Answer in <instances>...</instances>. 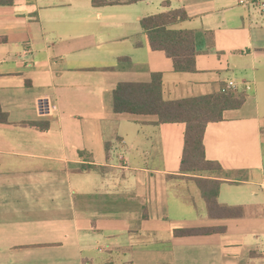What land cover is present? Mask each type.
<instances>
[{
  "label": "crops",
  "instance_id": "1",
  "mask_svg": "<svg viewBox=\"0 0 264 264\" xmlns=\"http://www.w3.org/2000/svg\"><path fill=\"white\" fill-rule=\"evenodd\" d=\"M165 1L0 5V264H264V0ZM180 8L189 19L175 28L196 33V72L175 71L141 25ZM154 72L167 100L229 81L246 94L204 137L223 167L211 176L220 202L245 216H197L193 196L178 199L191 213L172 209V182L196 190L178 177L185 124L113 109L118 83Z\"/></svg>",
  "mask_w": 264,
  "mask_h": 264
},
{
  "label": "trees",
  "instance_id": "2",
  "mask_svg": "<svg viewBox=\"0 0 264 264\" xmlns=\"http://www.w3.org/2000/svg\"><path fill=\"white\" fill-rule=\"evenodd\" d=\"M95 6L116 3H137L145 0H92ZM169 0H166L167 3ZM13 0H0V5H12ZM189 19L184 8L149 15L141 20L148 36L151 50L168 56L177 72H196L199 51L196 33L190 29H177L176 25ZM246 94L235 90L213 92L207 95L167 100L163 94V73H152L148 82H120L113 91V109L116 113L155 115L158 124H185L184 149L181 158L180 178L192 180L197 185L212 219L240 218L245 216L244 206H231L219 200L222 180L211 177L220 174L219 161L206 156L204 137L208 124L224 120L227 110L239 109ZM8 121V114L0 102V123ZM37 125V124H36ZM219 228L177 229L178 236L204 235Z\"/></svg>",
  "mask_w": 264,
  "mask_h": 264
},
{
  "label": "rangeland",
  "instance_id": "3",
  "mask_svg": "<svg viewBox=\"0 0 264 264\" xmlns=\"http://www.w3.org/2000/svg\"><path fill=\"white\" fill-rule=\"evenodd\" d=\"M247 95H248V91H247ZM184 186L178 187L176 186V182H172V184L170 185L169 188V195L171 198V205H172V209L175 208L177 209L178 206L181 207L183 209V212L185 211V213H193L195 212V214L197 216H201L202 213H206L207 209H206V205L205 202L203 201L200 191L198 190V187L195 185V192H197L198 195L195 194L194 189L191 187H188V183H185ZM191 186H193L192 184H190ZM191 196L194 197L193 203H194V207L193 210L194 211H189L187 206H181V203L179 202V197L185 199L186 201L189 200V198H191ZM179 210V209H177ZM175 211V210H174ZM207 214V213H206Z\"/></svg>",
  "mask_w": 264,
  "mask_h": 264
},
{
  "label": "built area",
  "instance_id": "4",
  "mask_svg": "<svg viewBox=\"0 0 264 264\" xmlns=\"http://www.w3.org/2000/svg\"><path fill=\"white\" fill-rule=\"evenodd\" d=\"M241 1L246 2L247 0H241ZM236 89H237V84L234 81H229L228 84L226 86L222 87L220 91L227 93L229 91L236 90ZM261 187H262V190L264 192V176H263V180L261 183Z\"/></svg>",
  "mask_w": 264,
  "mask_h": 264
}]
</instances>
